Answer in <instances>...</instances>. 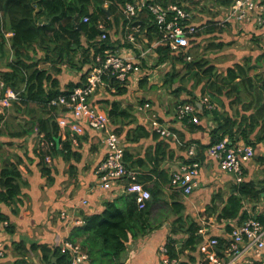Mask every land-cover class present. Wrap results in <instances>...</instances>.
<instances>
[{
	"label": "trees",
	"instance_id": "16d2710c",
	"mask_svg": "<svg viewBox=\"0 0 264 264\" xmlns=\"http://www.w3.org/2000/svg\"><path fill=\"white\" fill-rule=\"evenodd\" d=\"M128 1L133 0H0V52H4L9 45L13 56L8 62L9 70L0 69V72L6 82L20 92L18 99L12 104L16 105V111L21 112L23 108L27 110L26 113H22L25 123L18 127L12 126L11 121L5 124L4 129L0 125V217L9 221V225L5 227L0 237L5 242L6 249L5 256L0 257V264H5L4 259L9 255L11 245L18 256L12 258V264H32L27 259L30 250L41 254V264L71 262V254L61 251L60 241L63 237L59 235L53 242H33L29 247L24 244L19 245L16 239L10 240L11 234L15 231L11 214H19V205L23 203L25 195L22 187L26 180L21 170V164L25 161L22 154L6 152L4 144L11 145L12 139L16 138H21L24 143L28 141L26 136L33 138V134L42 135L39 147L33 145V152L30 153L37 155L41 174L50 182H54L55 178L49 158L66 162L72 160L78 162L82 159V147L85 143L93 141L95 137L93 132L96 130L85 125L84 134L67 130L63 136L56 116L59 112H65L64 108L50 105V101L61 94H67L75 87L85 85L93 67L102 64L117 45L136 48L128 39L130 30L127 28V15L124 13ZM159 1L164 5L169 2ZM176 1L179 4L184 3V0ZM234 1L212 0L217 10L214 11L210 7L211 17L203 8L198 10L200 20L196 23L201 29L191 37V46L187 51L201 50V44H204L208 38H212L207 46L209 48H217L221 51L230 45L231 41L223 40L225 28L220 22L224 18V8H230ZM188 2L192 4L187 7L190 9L196 4L194 0ZM84 16L89 17L88 21H83ZM74 17L81 23V27H78ZM102 20L105 21L107 28L105 39L101 38V30L98 27ZM133 24H140L141 31L145 33L143 41L146 45L152 44L161 37L159 26L149 10L142 12ZM9 32L12 34L7 38L6 33ZM156 53L158 64L166 60L171 61L164 73V82L166 85H173L177 75L175 71L177 64L189 60L184 59L182 52L172 51L166 43L158 45ZM202 57L194 62H188L185 68L191 69V73L195 65L199 67L194 72L195 75L200 76L197 82L200 84L203 79L207 80L202 89L210 93L216 108L205 107L199 110L195 106L194 110L185 117H179V114L167 117L159 112L158 120L162 123L169 122L171 133L168 136L158 132L144 117L136 115L132 106H121L123 97L131 91L132 80L125 82L114 76L104 75L103 83L89 95L90 104L99 101L110 117L112 129L125 138L124 160L130 170L137 172L136 180L146 185L152 182L153 186L150 187L152 200L149 205L162 197L165 186L171 188L181 198L185 196L172 182L173 173L180 166L170 172L162 166L165 160H181L184 164L197 161L200 163L201 173L204 163L211 158L208 149L226 136L232 141L243 139L246 143L252 144L264 142V77L258 72L264 66V51L257 56L248 55L243 61L228 66L226 70L219 69L214 62ZM42 63L45 65H41ZM64 64L75 68L78 73L69 76L70 81L62 88L59 75L64 71L62 67ZM146 82L150 84L146 77L139 81L140 84ZM103 88L106 96L101 99L103 95L97 94ZM174 89L173 92H179V88ZM191 95L181 96L182 99L179 98L175 106L178 102L193 104L195 98L194 94ZM224 97H233L229 102L230 105L242 103L245 112L240 115L231 113L226 108ZM153 101V97L141 98L140 103L150 102L153 105ZM9 109L0 114L2 121H6L5 117ZM194 116L198 117L197 121L194 120ZM209 119L213 121L214 126L209 125ZM177 122L184 123L185 127L180 128ZM201 131L208 133L206 140L194 136ZM187 133L190 135L187 136ZM137 147L141 149L138 148L137 151ZM192 147L195 149L193 155L190 154ZM28 151L27 148L25 156L30 155ZM103 157L102 155L92 168L96 177V169ZM258 159L264 164V156H259ZM75 165L71 164L70 172L74 171ZM235 180L228 196L224 197L220 190L214 192L206 208L211 210L218 220L237 218L240 224L251 216L244 208L245 200H259L264 196V177L254 180L244 176L242 182H238L236 178ZM109 194V198L103 202L100 210L98 207L95 208L90 198L88 199L89 202L85 204L87 208L81 209L77 217L82 219V223L74 224L69 236L71 241L79 243L87 251L90 264H117L132 239L147 234L151 229L147 221V208L138 209L133 194L117 195L114 198L111 192ZM172 205L173 211L181 214V217L179 215L176 218L178 219L174 222L176 224L180 222L179 219L182 220L185 205L177 197ZM5 206L10 207V211L5 212ZM256 218L264 226V211L257 213ZM198 228L199 223L196 221L188 224L191 234L181 249L176 248L174 238L168 237L164 244L167 250L162 253L163 259L176 258L180 260L179 264L206 262L205 258L213 249L209 247L205 252L200 250L198 244L201 237L197 236ZM231 229L232 227L229 226L228 230ZM224 242L225 240L220 238L219 254L221 249H226ZM204 256L206 257L203 258Z\"/></svg>",
	"mask_w": 264,
	"mask_h": 264
},
{
	"label": "crops",
	"instance_id": "0c3cea01",
	"mask_svg": "<svg viewBox=\"0 0 264 264\" xmlns=\"http://www.w3.org/2000/svg\"><path fill=\"white\" fill-rule=\"evenodd\" d=\"M225 26V36L223 40L229 42L237 41V45L238 42H250L254 44H260V46L253 47L250 50L251 54H248L247 52L236 54L235 51L239 48L238 46L231 44L225 47L223 50H219L217 54L218 56H220L221 54H234V58L232 59L229 55L230 59L225 63L214 62L219 69L226 70L228 66H232L235 62L243 61L246 56L252 55L253 53L258 55L264 51H262L261 48V44L264 43V23H258L256 17H254V19L250 21H239L235 19L230 21L228 24L226 22ZM11 34V32L6 33V37L9 38ZM8 46L7 49L9 50ZM129 48L132 47H116L114 51L116 53L123 54L124 52L128 51ZM11 53L12 52L9 50V58H6V50L4 52H0V69L9 70L8 62L12 60ZM62 67H64V71L59 75V78L61 81V86L62 88H64L65 85L70 81L69 76H73L78 72L73 73L77 70H75V68L73 69L67 66L66 64L62 65ZM151 73V71L147 72L146 69L145 71H143L140 80L146 77L151 84L153 82ZM140 80L136 82L132 79L131 89H138ZM104 90L105 89L103 88L102 92L97 94L100 96L103 95L101 99L106 96ZM161 92L162 89H159L158 93ZM137 94L141 95V91L137 92ZM148 97H154V101L153 105L151 104L150 108L143 110L149 113L147 117L151 118L152 115L158 114L159 112L163 113V115L167 117L173 115L172 113L168 112V109H165V107L161 106V103L159 102L161 99H159L157 95L153 94ZM199 97L200 96H198L197 94H194V101ZM209 99L211 100L210 96ZM231 99H233V97H224V100L227 104L226 108L231 113L234 112V114L240 115L241 113H244L245 110L241 105H238L237 103H235L234 105L229 104ZM211 102L214 103L212 100ZM207 103L209 105L212 104L209 101H207ZM214 105L216 107L215 103ZM121 106L124 107V103H121ZM10 108H14L15 111L16 105L14 104ZM209 108L212 107L209 106ZM9 110L5 117L6 119L12 118L11 113L9 114ZM132 110L136 115H140L141 118L143 117L141 112L139 114L136 113L139 112V110H136V108L134 109V106ZM208 123L210 126H214V123L211 119L208 120ZM165 124L169 126V122H165ZM176 124L177 126H180V128L185 127V124L182 122H177ZM93 134H95L93 141L85 143L82 147L83 157L80 161L77 162L72 160L71 162H66L57 160V158H50L49 164L53 169L52 174L55 178L54 182H50L48 178L42 176L40 167L38 165L37 155L35 156L34 153H30L33 152V148L35 145L36 147H39V141L41 140L42 135H32L33 138H35V141L34 144L32 142L28 143L27 147L29 150H31L28 151V153H30V155H28L29 157L25 156L26 149L23 152L18 149L17 153L22 154L21 156H23L25 161L24 164H21V170L23 172L24 179L26 180L22 187V192L25 195L23 198V203L19 205V214H11V220L15 226V231L10 236L11 241H14L16 239L18 240L19 245L24 244L29 247L33 242H53L57 235L63 238L69 237L74 226V224L70 222V218L72 216H74L75 218L78 217L81 209L87 208L86 205L82 203L83 199L90 198V202L94 204V206H96L95 208L98 207L100 210L102 208L103 202L109 198V193L111 192V194H113L114 190L108 192L99 185L97 177L93 172L92 168L104 154L103 143L101 141L100 134L97 131H94ZM64 135L65 132H63V136ZM188 135L190 134L187 133V136ZM194 136H199L205 139L208 137V133L206 131H201L194 134ZM121 137L125 145V138L123 136ZM29 138L32 137L26 136V139ZM12 141L17 142L18 138L12 139ZM241 141L243 143H246L243 139H241ZM252 141L254 142L255 139H253ZM247 144L253 145L254 149L256 148L255 153H258L260 156L264 153V142ZM6 145L7 144H4V147ZM145 146H147L146 143ZM138 148L139 150L141 149L140 147ZM181 162V160H178L177 163H175L174 167L170 168L173 165L170 161L165 160L162 163V166L172 172L180 165ZM72 163L74 165L76 163L77 166L75 165L74 171L70 172ZM245 165V177H247L248 179L257 180L258 178L255 176L254 172L255 169L258 168V166L255 167L252 159L247 160L245 162ZM235 178L236 177L232 173L224 171L221 168L220 163L211 157L208 158V161L204 163L203 169L198 178V186L195 188L191 195L181 198L180 196L175 194L171 188L165 186L162 197L158 201L150 204L147 207V221H149V224L151 226L150 231L143 236L132 239V242L129 244L127 250L117 261V264H179L180 260L176 258L173 260H170L169 258L163 259L162 253L164 251L162 250V248L163 246H166L164 244L168 240V237H170L176 240L174 242L176 248L181 249L187 238L191 234L188 230V224L192 223L193 221L199 223L197 236L201 237V241L198 245L202 252L205 251L200 245L203 241L202 235H204L201 232V229H205L206 237L219 236L220 238L229 241V233L231 230H228V227L230 226L233 228L236 224H239V220L237 218L218 220L214 213L211 210H208L206 207L211 202V197L214 192L220 190L223 193L224 197H226L225 195L228 196L232 191V186L234 184ZM208 184H211V187ZM148 185L150 187L153 186L152 182H149ZM115 196L113 195L112 198H114ZM176 197L178 200H181L184 203L185 208L182 211V220L179 219L180 222L174 224V222L178 220L176 218L179 215L181 217V214L173 211L172 204L175 201ZM253 202H259V204L261 203V205L256 208L255 206L250 207V204H252ZM245 205L244 208L249 213V216L251 214L250 217H256L257 213L264 211V196H262L261 200L258 201L246 199ZM10 209L11 208L8 206L4 207L5 212L10 211ZM62 210H67L69 212V217L67 219L61 218L60 213L62 212ZM200 212L204 213V217H201V219L198 216ZM225 246L226 249L224 250H227L229 245ZM220 251L228 253L222 250ZM186 252H188V250H186ZM29 254L30 256H28L27 259L30 260L32 264H41V254L38 251L36 252L30 250ZM220 256L224 259L222 260L226 264L227 257L222 254H220ZM6 257L7 258L4 259L5 264H12V258L18 257L12 245L9 246V255ZM205 257L206 256H204L203 258ZM205 259L207 260L208 257ZM229 264H264V259L257 258L256 256H254L253 252H251L246 253L237 262Z\"/></svg>",
	"mask_w": 264,
	"mask_h": 264
},
{
	"label": "built area",
	"instance_id": "2783aa9c",
	"mask_svg": "<svg viewBox=\"0 0 264 264\" xmlns=\"http://www.w3.org/2000/svg\"><path fill=\"white\" fill-rule=\"evenodd\" d=\"M168 1L167 5L159 0L128 1L124 8V13L128 18L127 28L130 30L128 39L136 46V49L133 48V50H128L123 54L113 51L102 64L93 67L85 85L75 87L67 94H61L50 101V105L64 108L65 112H59L56 116V121L63 132L70 130L73 133L84 134L85 125L100 132L104 157L96 169L99 185L104 190H114V196L133 194L140 210L146 209L152 200L151 188L148 184L136 180L137 172L130 170L124 160L125 145L122 137L112 129L107 111L98 102L93 105L90 104L89 95L93 94L103 83L104 75L114 76L125 82L132 79L138 82L143 73L140 64L142 58H147L150 54L157 56L156 47L162 43L168 44L172 51L182 52L185 60L190 61L192 59V54L187 49L191 46V37L201 29L196 23L198 12L193 6L191 9L187 8L190 2L188 3L186 0L183 4H179L176 0ZM194 1H197L198 4L203 3V0ZM145 10H149L154 15L161 32V37L149 45L143 41L145 33L141 31L140 24H133L134 20ZM254 17L258 23H264V0H235L232 6L228 8L223 22L226 23L235 19L250 21ZM88 19V16L83 17V21H88ZM98 27L101 30V38H107L105 21H100ZM139 40L141 44L138 43ZM19 93L15 87L6 82L0 72V114L12 106L13 101L18 99ZM139 104L141 110L151 107L150 102ZM195 106L199 110H203L210 105L207 100L199 97L193 104L189 102L178 103L175 107L179 117H185L194 110L193 107ZM154 116L153 122L157 131L165 136L170 135V127L158 120V114H154ZM194 120L197 121L198 117L194 116ZM194 153L195 149L192 147L190 154L193 155ZM208 153L220 163L224 171L232 173L238 182H242L245 176V162L253 158L255 149L251 144L243 143L241 140L232 141L226 136L213 144L208 149ZM179 166V169L173 173L172 182L181 190L182 194L189 196L198 186L200 163L197 161L191 164L181 162ZM82 203L87 204L88 199H83ZM68 217L69 212L62 210L61 218L67 219ZM70 222L81 224L82 219L72 216ZM8 225L9 221L0 217V237ZM201 232L204 234L202 235V242L205 246H202L203 250L207 251L211 247L213 251L210 253L211 255H208L206 262L202 261L199 264H225L217 255L218 250L213 248L215 245H219V238L206 237L205 229H201ZM229 238V253L235 254V257L238 258L253 252L257 258L264 259V226L258 218L250 217L235 226L229 233ZM60 242L61 251L71 254L70 264H90L89 254L79 243L71 241L69 237L62 238ZM162 250L165 252L167 248ZM5 253V242L0 238V257L5 256Z\"/></svg>",
	"mask_w": 264,
	"mask_h": 264
},
{
	"label": "rangeland",
	"instance_id": "374dc122",
	"mask_svg": "<svg viewBox=\"0 0 264 264\" xmlns=\"http://www.w3.org/2000/svg\"><path fill=\"white\" fill-rule=\"evenodd\" d=\"M186 1H188V0H186ZM194 3H196V4H194L193 7H196L195 10L197 12H198V10L200 8H203L204 7L203 9L208 14L209 17H211L210 7H212L214 11L217 10V7H216V5H214L212 3V0H203V3L200 4V5L198 4L197 1H195ZM189 5H192V4L189 3ZM227 12H228V9H224L223 16L224 15L226 16ZM197 20L198 21L200 20V16L199 15H197ZM223 20L224 19H221V22L220 23L225 28L226 27L225 26L226 23H224ZM228 22L229 21H227V24H228ZM211 41H212V38H208V39L205 40V43L204 44H201V50L195 51V49H194L193 52H191V54H192V60L191 61H181V62H179L177 64L178 66H177V68L175 70L177 72V75L175 77V81H174L173 85H166L165 82H164V80H165L164 73H165L167 67L169 66V64H171V61L170 60H166V61L158 64L157 56L154 55V54L148 55L147 58H142V60L140 62V64L142 65V70L145 71L147 69V72H150V71L152 72L151 73V76H152L153 82L150 84L151 86L148 85L149 84L148 82H146V84H140V85H138V89L132 88L131 91H130V93L128 95H126L125 97H123V99H122V103H124V106H129L130 105V106H132V109H133V106H134V109L136 108V110H139L141 112L142 116L145 117V118H147L148 122L152 126H154L153 119H154L155 116L152 115V117H151L152 119H151V118L147 117V115L149 114L147 111H143V110H141L139 108V106H141V105H139V103L141 101V98H148V96H151L153 94L154 95H157V97L159 99H161L159 101L161 103V106L165 107V109H168L169 110L168 112L169 113H172V114H177L176 107H175V103L178 101V99L181 98V96L182 97H187L190 93L191 94H197L198 96L201 97V99L207 100L210 103H212L211 100L209 99L210 93L208 91H205V90L202 89L205 86L204 83L207 82V80L206 79H203V81L200 84H198L197 80H198V78L200 76L194 74V72L197 71L196 68H199V67L197 65H195V67L192 69L193 72H191V73H190L191 69L189 70V69L185 68L186 67V64L188 62H194L196 60H199L202 56H204L206 60H209V61H212V62H215V63H218V62L219 63H225L226 61H228L230 59L229 55L231 56L232 59L234 58V54H221L220 56H218L217 54L219 52V49L207 47L208 44ZM138 43H140V40L138 41ZM230 44L231 45L238 46L239 49H236V51H235L236 54L246 53V52L248 54H251L250 50L253 47L260 46V44H254V43H250V42L249 43H247V42H238V45H237V41H234V42L231 41ZM122 46L131 47L129 45H123V44H121L120 47H122ZM116 47H119V46H116ZM132 48H129L128 50H133ZM261 48H262V51H263L264 50V43L261 44ZM134 49H136V48H134ZM8 52H9V50L6 49V55H5L6 58H9ZM252 55L253 56H256L257 54H254L253 53ZM11 56H12V53H11ZM182 64H184V65H182ZM41 65H45V64L42 63ZM170 69H171V67H170ZM255 72H254V74H255ZM258 72L261 73L260 74L261 77H264V66L262 68H260L258 70ZM73 73H77V71H74ZM172 73H173V70H172ZM155 81H158V83H154ZM174 88H179L178 89L179 92H177V93L176 92H173V91H175ZM159 89H162V92L161 93H158V90ZM102 90L103 89H101L99 91V93L102 92ZM140 91H141V95H138L137 92H140ZM142 96H144V97H142ZM237 104L238 105H242V103H237ZM210 106L212 108H216L215 105H214V103L210 104ZM59 110H60V108H59ZM26 111L27 110L23 109V110H21V112H18V110L16 111V108H15V111H14V108L13 109L10 108L9 114L11 113L12 118H10V119H6L5 118L6 121H3L2 123H0V125H2L3 126V129H4L5 124H7L9 121H11L12 122V126L18 127L20 124L25 123V118L22 116V113L24 114V113H26ZM140 112H136V113L139 114ZM100 137H101V134H100ZM27 140L28 141H25L23 143L22 139L21 138L20 139L18 138V141L17 142L16 141H12L11 145L10 144H7L4 147V149H5L6 152H10V153L17 152L18 149L23 152L25 149L28 148L27 146H28V143H29L30 140H32V143L34 144L35 138H29ZM136 150H138V147L136 148ZM29 151H31V150H29ZM259 156L260 155L258 153H255L254 156H253V158H252L253 163L255 164V167L258 166V168H256L255 169V172H254L255 173V176L258 178L257 180L262 179L264 177V164L261 163V165H260V162L261 161H259V159H258ZM261 156H264V153ZM170 162L173 165V166H171V168H173L174 165H175V163H177L176 160H172ZM245 170H246V167H245ZM208 185L210 186L211 184H208ZM225 196H227V195H225ZM261 198L259 200H261ZM256 201H258V200H256ZM259 205H261V203L259 204V202H253L252 204H250V207H254L255 206V208H256ZM60 216H61V213H60ZM198 216L201 219V217H204V213L203 212H200L198 214ZM237 225H239V224H236L235 226H237ZM232 229H231V231H232ZM213 237L219 238V242H220V237L219 236H213ZM229 243H230V239H229V241L225 240L224 246L225 245H229ZM200 245L203 246V247H205L204 246V242H201ZM164 248H167V247L166 246H163L162 249H164ZM213 248H216L218 250V244L215 245ZM221 250L222 251H225V252H228V253H224V252L219 251V252H221L222 255H225L227 257L226 264L237 262L240 258H242L244 256L243 255V256H240L238 258L235 257V254L229 253L230 252L229 248L227 250H223V249H221ZM217 255L219 256V258L223 259L220 256V254H217ZM29 256H30V254H29ZM197 256H198V254H197Z\"/></svg>",
	"mask_w": 264,
	"mask_h": 264
},
{
	"label": "water",
	"instance_id": "95a60500",
	"mask_svg": "<svg viewBox=\"0 0 264 264\" xmlns=\"http://www.w3.org/2000/svg\"><path fill=\"white\" fill-rule=\"evenodd\" d=\"M73 19L77 23L78 27H81V23L77 22L76 17H74Z\"/></svg>",
	"mask_w": 264,
	"mask_h": 264
}]
</instances>
